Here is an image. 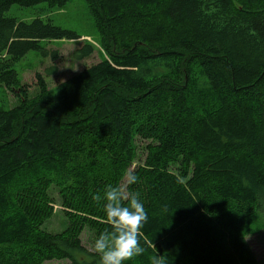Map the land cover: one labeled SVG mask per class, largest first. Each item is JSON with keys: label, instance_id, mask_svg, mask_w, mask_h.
I'll return each instance as SVG.
<instances>
[{"label": "trees", "instance_id": "obj_1", "mask_svg": "<svg viewBox=\"0 0 264 264\" xmlns=\"http://www.w3.org/2000/svg\"><path fill=\"white\" fill-rule=\"evenodd\" d=\"M69 1L0 0V85L19 84L16 64L45 55L41 43L78 39L48 19ZM83 1L106 58L51 89L37 74V101L18 115L0 110V264H99L81 241L86 222L106 221L91 194L125 173L137 177L128 190L148 214L146 252L125 264L158 254L166 264H258L246 235L264 202V62L243 63L233 51L264 57V10L234 0H121L109 17L105 0ZM39 5L31 21L8 16ZM132 24L133 46L119 50L118 28ZM92 53L83 46L74 58ZM106 101L113 112L101 121ZM40 110L52 113L41 146L30 140ZM137 140L145 157L129 172ZM48 172L64 184L69 226L60 234L37 230L48 207L22 205Z\"/></svg>", "mask_w": 264, "mask_h": 264}, {"label": "rangeland", "instance_id": "obj_2", "mask_svg": "<svg viewBox=\"0 0 264 264\" xmlns=\"http://www.w3.org/2000/svg\"><path fill=\"white\" fill-rule=\"evenodd\" d=\"M105 1L108 5V16H118V12H115L113 9L114 6L121 0ZM234 3L236 5L243 3L250 8L264 10V0H234ZM42 7H45V5H39L34 9H20L18 7H12L8 12V16L21 21H31L35 18L34 13L36 10ZM48 19H51L53 25L56 27L75 32L78 35V39L74 41L62 40L41 43L40 46L46 51V54L43 56L40 52L28 53L26 57L15 66L19 84L11 88H6L0 85V110L6 111L9 109L13 114L18 115L25 110L28 101H37V97L39 96V91L36 87L37 74L45 80L47 89H51L56 84L62 82L70 76L84 72L91 65H94L106 58V54L100 45V37L83 0H70L64 9L56 10L49 14ZM118 31L119 35H117V39L119 40V43L117 47L119 50L131 48L139 30H136L135 25L132 24L131 26L123 25L118 28ZM87 45L93 50L92 56L84 60L75 59V51ZM52 52H56L58 54L55 62H52L50 59ZM233 54L239 61L249 65H257L264 62V57L247 54L239 49L234 50ZM47 71H51L52 74L47 75ZM21 87L27 91L26 96L20 92ZM109 103V101H106L105 108L101 111L99 120H107L113 112V107ZM134 112L135 110H133L130 114ZM29 114H31V112H29ZM49 115L51 119V111L40 110L39 118L35 121L37 126L33 129L30 136V140L34 143V145L38 144L41 146V144H43L40 136L50 121L48 118ZM144 144V142L137 140L136 160L129 172H131L144 160L145 152L142 150V146ZM28 145L31 146V144ZM82 145L83 143H77L75 145V150ZM76 156H80V153L78 152ZM43 176L46 179L43 190L40 191L38 196H34L30 200L22 201V205L27 207V204L31 202L48 207V212L40 219H36L37 230L47 234H60L69 226V221L65 214L66 210L62 207V187L64 184L60 182L52 173L48 172L43 174ZM26 179V175L21 176L18 183L15 185V188L23 181H26ZM42 185V182H38L37 189H40ZM263 204L264 202L261 203L262 216L259 224L254 225L252 230L246 235V240L256 257L258 264H264ZM91 220H95L97 223H93L92 221L86 222L81 232V241L83 246L93 251L95 239L103 231L104 227L109 226V224L106 223L105 220L99 221L93 218H91ZM48 264L59 263L51 262Z\"/></svg>", "mask_w": 264, "mask_h": 264}, {"label": "clouds", "instance_id": "obj_3", "mask_svg": "<svg viewBox=\"0 0 264 264\" xmlns=\"http://www.w3.org/2000/svg\"><path fill=\"white\" fill-rule=\"evenodd\" d=\"M135 183L137 177L125 173L121 183L109 184L102 195L91 194L94 202H103L106 223L111 225V230L105 229L94 241L93 251L99 256V264H125L146 252L140 238L148 214L140 194L128 190V185ZM150 264H166V257L152 256Z\"/></svg>", "mask_w": 264, "mask_h": 264}]
</instances>
